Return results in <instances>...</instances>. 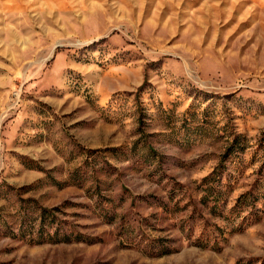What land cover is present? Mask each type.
Here are the masks:
<instances>
[{
    "label": "rangeland",
    "instance_id": "374dc122",
    "mask_svg": "<svg viewBox=\"0 0 264 264\" xmlns=\"http://www.w3.org/2000/svg\"><path fill=\"white\" fill-rule=\"evenodd\" d=\"M0 264H264V0H0Z\"/></svg>",
    "mask_w": 264,
    "mask_h": 264
},
{
    "label": "trees",
    "instance_id": "16d2710c",
    "mask_svg": "<svg viewBox=\"0 0 264 264\" xmlns=\"http://www.w3.org/2000/svg\"><path fill=\"white\" fill-rule=\"evenodd\" d=\"M237 144L238 138L233 139L232 147ZM229 151L231 153L233 152L230 149ZM237 166H239V163H237ZM202 181L203 184L207 186V189H213V187H223V176L222 174H218L216 172L205 177ZM49 213L51 212L47 211L46 209H43L41 211L40 216L42 218V224L40 226V229L37 232L30 233L28 235L29 237L25 240L34 245L41 243H68L71 241H76L77 238L73 237L72 232L67 228L61 227V225L57 223L56 219H54L53 215H51V219L46 221V215H48ZM147 246L148 247L146 248L152 250V252H154L153 254L156 255H164L170 253L169 249L165 247L166 245L159 244V239L154 242L148 243Z\"/></svg>",
    "mask_w": 264,
    "mask_h": 264
}]
</instances>
